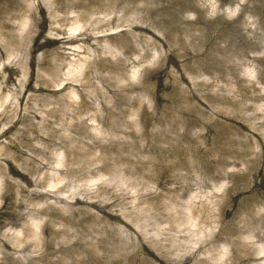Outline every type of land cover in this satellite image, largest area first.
Listing matches in <instances>:
<instances>
[{"label": "rangeland", "instance_id": "1", "mask_svg": "<svg viewBox=\"0 0 264 264\" xmlns=\"http://www.w3.org/2000/svg\"><path fill=\"white\" fill-rule=\"evenodd\" d=\"M178 2L184 3L130 0L131 11L123 15L108 0H0V51H4L0 87L6 88L0 90V187L5 192L0 198L1 230L22 236L27 226L38 223L36 241L51 243V264H264V259H255L264 250V241L252 238L249 231L234 234L247 215L251 197L247 181L253 180L243 177L244 163L234 161L244 150L260 151L255 142L244 148L250 133L238 135L236 125L256 126L264 135V100L243 99L257 90L264 94L263 61L253 59L264 58V0H191L195 9L181 11L180 18H201L199 26L208 24V30L233 29L250 43L262 41V47H249L250 59L236 70L177 69L165 58V49L160 50V65L148 60L126 65L123 77L116 73L119 95L136 102L125 104L129 111L125 116L103 111L118 105L103 87L108 70L97 69L94 60L116 64L125 59L122 46L127 40L103 43L99 52L80 39L54 43L61 37L75 38L79 33L70 27L78 26V32L90 27L92 20L105 34H118L129 30L130 22L153 18L150 11L158 5ZM147 3L144 13L133 8ZM254 6L258 12L251 10ZM64 47L67 52L70 47L83 49L58 61L62 67L54 70L46 61L55 60ZM157 52L150 49L155 57ZM197 52L202 58V51ZM139 53L141 45L132 58H139ZM78 59L85 61L83 69ZM81 69L78 82L61 90L69 73ZM166 70L170 76L161 78ZM181 73L185 81L177 79ZM133 76L141 80L135 83ZM146 77L149 81L143 83ZM80 81L90 83L84 91L78 87ZM28 84L31 88L24 90ZM129 85H133L130 91L122 90ZM39 87L46 90L39 92ZM19 92L17 106L14 97ZM81 92L86 104L80 110ZM7 99L14 108L5 111ZM10 165L18 174L26 173L32 184L12 174ZM232 180L237 187L221 197L233 186ZM8 184L13 188L5 191ZM20 186L43 197L28 201L23 211L30 213L14 224L13 202L20 198ZM238 192L241 197L234 199ZM251 208L263 211L258 204ZM38 249L34 256L46 251L43 246ZM246 256L252 259L237 260Z\"/></svg>", "mask_w": 264, "mask_h": 264}, {"label": "bare ground", "instance_id": "2", "mask_svg": "<svg viewBox=\"0 0 264 264\" xmlns=\"http://www.w3.org/2000/svg\"><path fill=\"white\" fill-rule=\"evenodd\" d=\"M108 1H114L115 9H120L123 12V15L128 14L131 11V6L129 5L130 0H108ZM157 2V0H153ZM241 2L243 0H240ZM149 2V1H147ZM182 2H178L175 4H167V5H158V7L155 9V11H150L151 13L155 14V16L152 18V15L145 18V21L136 24V23H129V30L122 29L118 34H105L104 31H100L101 24H96L95 22L88 21L90 27H86L85 29L81 31H76L78 29V26H71L70 30L75 31V33H79L75 38L72 36V38L69 36L67 37H61L59 41H54V43H69L73 44L74 42H77L76 40H79L81 42H87L90 43L92 47L95 48L97 52H99L98 46H101L103 43L110 46L109 44L114 42H117L118 39H125L127 40L128 44L122 46L124 49L123 53L125 54V59H117V63L113 64H106L104 59H95L94 63L96 64V68L99 70H108L109 76L106 80L103 81V87L105 90H107L108 94L112 95V98L110 99L115 104L118 105V108L114 110V108H108L104 107V110L107 115L111 116H125L129 113L128 109L125 108L128 103L133 104L136 102V100H132V98H129L127 95H119V84L116 83V80H118L116 73L123 77L124 73L123 71L126 65L132 63V64H139L142 62L149 61V64L153 65H160L163 56L160 54L161 49H165V58L168 60L169 63L174 64L173 66L177 69L184 68L187 69L188 67L195 70H201L204 68H210V67H217L218 70L222 71L226 68L234 69L236 70L237 67H242L244 63L250 59V56L248 55L247 50L249 47H262V41L261 37H257L260 42H253L250 43V41L236 32H231L233 29H230V31L225 32L221 28H215L213 30H208V24H205L204 27H200L199 24H203V20L201 18H197L196 20H184L183 18L179 17V13L183 10H194L195 6L192 4L191 0H183ZM131 4V3H130ZM112 5V4H110ZM148 3L143 7H136L133 6L134 9H137L139 11H142L141 13H144L143 11L149 10ZM120 7V8H119ZM236 10V9H235ZM234 10V11H235ZM254 12H258V9L254 6V9H251ZM150 19H152L150 22ZM65 21L64 19H62ZM116 17L112 21H116ZM233 22L235 20H232ZM35 22L32 21V25H34ZM95 25H94V24ZM118 24L122 23V18L118 19ZM148 23V24H147ZM110 24V22L105 23ZM7 27V25L3 24ZM123 25V24H122ZM93 30V31H91ZM97 31V32H94ZM33 31H27V38L30 37L31 33ZM93 32V33H92ZM135 32L138 33L135 35ZM22 35V34H21ZM26 36V35H25ZM24 36V37H25ZM163 36V37H162ZM17 38L19 39V35L17 34ZM76 39V40H75ZM92 41V43H91ZM131 43V44H129ZM12 40L8 41V45H12ZM249 44V45H248ZM138 45L142 46L143 53H139V58L133 59V53H138ZM252 45V46H251ZM155 48L159 54L157 57L153 56L150 53V49ZM83 48H71V52H67V48H61V51L57 52L55 60L52 61H46L47 65L54 70H59L62 67V64H58V61L61 63L65 59H68L69 55H79V50ZM197 50L202 51V58H199L197 54H194V52ZM73 51V53H72ZM182 51L183 54L178 55L177 53ZM79 52V53H78ZM157 52V53H158ZM4 51H0V56H2ZM198 53V52H197ZM254 61H263V68H264V58H257L253 57ZM198 60V61H196ZM131 61V62H129ZM78 62H80V68L83 69L85 66V61H82L81 59H78ZM129 62V63H128ZM155 62H157L155 64ZM40 65H44L45 62H40ZM89 67V66H88ZM6 68V67H5ZM10 73L13 72V68H6ZM82 69L80 71L76 72H70L69 76L67 78V82L61 86V90H64L65 88L69 87L72 82H78L79 75L82 72ZM77 70V69H76ZM263 70V69H262ZM170 72L168 70L162 71L159 75L161 78L169 77ZM120 76V77H121ZM134 77V76H133ZM179 81H185L186 77L183 73L180 74V76L177 78ZM134 80H137L138 83L141 78L140 77H134ZM8 82L11 81V78L7 80ZM149 81V78L146 77L143 81V83H147ZM264 81V77H263ZM89 82L80 81V84L78 87L82 88V91L86 89V87L89 86ZM133 85H129L126 88H123L124 91H130L133 87ZM31 88V85L28 84L26 87H23V89L29 90ZM6 90V88L0 87V90ZM37 91L43 92V90H46L43 87L36 88ZM59 89V90H60ZM98 96L100 95V92L96 89L95 90ZM258 91V90H257ZM254 91L253 94L250 96L244 97V100L250 99V100H264V94L258 95ZM259 92V91H258ZM57 93V91H56ZM18 94V93H16ZM22 95V92H19V95L15 96L14 99L17 98V106L20 104V97ZM104 99L106 98V94L104 95ZM107 101V100H106ZM86 104L84 100V93L81 92V102L78 109L81 110V108ZM14 104H12L9 99L6 100L5 104V111L8 110V108H14ZM89 106V104H88ZM249 108V107H246ZM263 114V113H262ZM141 115H143V112H141ZM258 113L255 114L257 116ZM3 116V115H2ZM264 116V114H263ZM237 131L236 133L238 135L244 134L245 131L249 132L250 135H246L245 141L242 143L244 148L247 146L250 148L252 144L255 142L258 146L260 151L258 153H254L252 150H247L245 152L242 151L241 153H238L237 159L234 161V164L237 165L239 163H244L246 167V171L244 172L243 177L248 180L249 177H253V180L247 181L248 182V191L247 193L250 194L251 197L248 196L247 198V208L245 209L247 215L244 216L243 220L241 221L242 225L239 227L237 226V231L234 233L236 234L239 231H249L252 233V238L256 239L258 241H264V135L260 133V130L255 126L252 129L246 128L242 123H237ZM263 124H259L257 126H260ZM255 156L254 158H251L252 156ZM219 163L227 164L228 162L225 160H220ZM9 171L12 174H18L17 171L14 169L12 165L9 166ZM0 169L2 167L0 166ZM22 180H25L29 185L32 184L30 181L28 175L26 173L20 175L18 174ZM221 175V174H220ZM255 175H259V178H255ZM220 176L213 175V179L218 178ZM227 177L229 179H232L233 175L228 174ZM233 182V180H232ZM246 182V183H247ZM14 185V184H13ZM13 185L8 184L5 188V191L12 190ZM236 184L233 182V186L230 188L224 189L223 193L220 194L221 197L226 198V195L236 188ZM3 193L2 189L0 187V198L3 199ZM18 194L20 198L15 197V202H13V206L16 207V212L12 213V221L14 224H17L19 222V219H24L26 215L30 213L29 210L27 212H24L23 210L27 207V202L31 201L33 198L42 196V194L29 192L27 188L20 186L18 188ZM242 193H237L234 196V199H239L241 197ZM25 198H27L25 200ZM241 203V202H240ZM253 204H258L263 207V211H254V209L251 208ZM249 205V206H248ZM19 210V211H18ZM40 212V211H38ZM42 213V212H40ZM9 214V212L7 213ZM19 218V219H18ZM12 223V222H11ZM4 225L3 222L0 221V264H40L44 263L47 260L49 261V264H51L49 256L51 254V243H49L48 240L45 241V239H41V242H37L38 239V230L40 225L38 223L33 222L31 226H27L23 231V235L19 236L18 233H11V229L6 230L2 232L1 227ZM33 226V228H32ZM230 237H232V232L229 233ZM43 246V248L46 249L41 255L34 256L33 254L39 250L38 247ZM23 256L25 259L24 263L21 260V257ZM239 256V255H238ZM241 259V260H240ZM252 259V256H246L244 259L238 258L237 260H240V262L244 263L248 260ZM257 260L264 259V250L260 249L258 251V257L255 258Z\"/></svg>", "mask_w": 264, "mask_h": 264}]
</instances>
